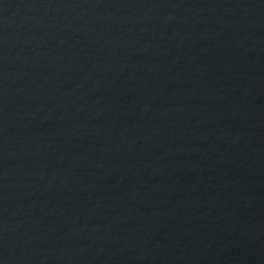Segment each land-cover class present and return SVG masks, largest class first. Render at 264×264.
I'll use <instances>...</instances> for the list:
<instances>
[{
	"label": "water",
	"instance_id": "1",
	"mask_svg": "<svg viewBox=\"0 0 264 264\" xmlns=\"http://www.w3.org/2000/svg\"><path fill=\"white\" fill-rule=\"evenodd\" d=\"M0 264H264V0H0Z\"/></svg>",
	"mask_w": 264,
	"mask_h": 264
}]
</instances>
